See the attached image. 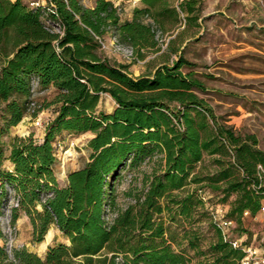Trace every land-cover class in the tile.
<instances>
[{"label": "trees", "instance_id": "trees-1", "mask_svg": "<svg viewBox=\"0 0 264 264\" xmlns=\"http://www.w3.org/2000/svg\"><path fill=\"white\" fill-rule=\"evenodd\" d=\"M52 2L57 14L50 17L61 23L63 34L47 26L44 7L0 0V209L10 199V186L18 201L15 224L26 212L34 241H43L56 224L69 242L49 246L45 258L26 246L14 247L11 255L2 244L0 264H186L185 253L173 245L166 216L194 221L205 206L201 190L207 186L225 196L238 194L232 215L247 209L257 213L264 199L259 176L264 150L256 134H238L218 120L196 92L202 83L181 70L191 63L183 54L173 65L136 76L128 64L104 54L101 40L111 33L144 56V49L159 47L157 33L167 28L170 17L178 22L182 12L192 18L196 0L178 5L143 0L146 6L136 7L132 20L112 0H96L93 7L83 0ZM35 77L42 91L55 87L58 108L43 138L16 135L7 156L5 136L29 113ZM102 93L116 102L110 112L100 107ZM40 110L41 105L31 115ZM65 130L94 135L89 159L60 184L54 140ZM227 146L242 174L236 176L234 164L221 162L219 170L202 176L197 165L205 154H223ZM155 151L162 155L156 160ZM7 158L12 168L5 165ZM152 161L150 170H142V186L124 190L131 200L123 205L118 193L123 172ZM203 208L219 238L211 245L214 257L199 264H240L244 251L224 238L211 210ZM186 237L189 245H197L196 231Z\"/></svg>", "mask_w": 264, "mask_h": 264}, {"label": "rangeland", "instance_id": "rangeland-1", "mask_svg": "<svg viewBox=\"0 0 264 264\" xmlns=\"http://www.w3.org/2000/svg\"><path fill=\"white\" fill-rule=\"evenodd\" d=\"M171 1L175 5L179 3V0ZM195 7V12L189 15L192 18L182 12L178 22L170 17L167 28L157 33L159 47L144 49V56L130 45L134 51L133 58L116 51L111 33L104 37L105 47L102 46V50L112 60L128 64L130 73L136 76L152 73L163 65H173L183 54L191 63L185 64L181 70L184 74L192 73L202 83L196 92L212 106L218 120L232 126L238 134H256L258 147L264 150V0H196ZM124 11L127 12L126 9ZM56 95L50 89L37 92L36 99L41 110L26 122L19 123L17 130L23 132V136L34 134L37 139L44 137L49 118L59 105L54 103ZM101 97L102 109L110 112L116 107L110 94L102 93ZM209 122L213 125L210 117ZM92 134V131L65 130L55 138L57 160L54 168L60 184L66 183L70 171L81 168L89 159L91 148L88 142ZM69 149H73L76 155H71L64 165ZM227 149L228 152L223 154H205L197 165L202 176H210L219 170L221 162L231 166L234 164V174H242L241 168L235 164L232 147L227 146ZM160 156L161 153L155 151L153 158L156 160ZM153 165V161L142 162L123 172L118 180L119 201L123 205L131 200L123 194L124 190L142 186V170H150ZM194 186L195 183L189 185L190 188ZM201 193L206 197L205 206L196 212L194 221L183 217L170 220L166 216L167 225L176 240L173 245L185 253L186 264H199L214 257L211 245L218 240L219 234L209 211L203 207L210 210L212 207H222L226 218L233 220L228 228L231 237L264 247L262 215L250 212L231 214L237 193L225 196L223 191L210 186L203 188ZM194 231L199 238L197 245L191 246L186 234L190 232L193 235ZM64 237L61 230L52 229L43 241H34L33 224L30 217H24L16 222L13 244L17 248L26 246L45 258L49 246L63 241ZM4 241L5 237L0 235V245Z\"/></svg>", "mask_w": 264, "mask_h": 264}, {"label": "built area", "instance_id": "built-area-1", "mask_svg": "<svg viewBox=\"0 0 264 264\" xmlns=\"http://www.w3.org/2000/svg\"><path fill=\"white\" fill-rule=\"evenodd\" d=\"M29 5L31 7H44L46 10L44 12V19L47 23V26L51 28L52 30L59 32L60 34L64 33V27L61 25L60 22L53 20L50 17V13L53 12L57 14V8L52 2V0H29ZM102 46L105 47V42L101 40ZM112 44L114 45V49L120 53H123L129 58L134 57V51L133 48L129 45L121 43L117 37H114L112 40ZM33 88H32V96L31 101L29 102V113L35 112L39 107L40 104L38 103V100L36 99V94L38 91H40V80L38 77H35L33 79ZM56 145V144H55ZM259 176L261 180L264 181V166L262 164H259ZM10 199L3 203L1 206L0 211V229L4 234L5 241L3 244H6L8 248V252L12 255L14 244V236L16 233V224L13 222V207L18 205V201L15 198V191L12 187H7ZM204 199H206L205 196H203ZM252 213L251 210H245L244 213ZM258 215H262L264 218V199L261 202V206L258 210ZM211 214L213 217V220L217 223L219 228L222 230L223 236L225 239H230L234 247H239L244 251V256L240 260V264H264V247H258L254 245L253 243H247L243 242L241 238H233L230 236L228 232V228L230 225L233 224L232 219H228L225 216L224 210L222 207H212L211 208ZM257 215V214H256Z\"/></svg>", "mask_w": 264, "mask_h": 264}, {"label": "crops", "instance_id": "crops-1", "mask_svg": "<svg viewBox=\"0 0 264 264\" xmlns=\"http://www.w3.org/2000/svg\"><path fill=\"white\" fill-rule=\"evenodd\" d=\"M83 1H84V3H85L86 5H88V6H90V7H93V6L95 5V3H96V0H88V1H87V0H83ZM112 1H113L116 5H120V6L122 7V9H124V10L126 9V10H127V12H125V11L123 10V14L125 15V16L123 15V17H124L125 19H130V20H132V19L134 18V16H135V12H134V10H135L136 7H145V6H146V4L143 2V0H112ZM105 37H106V36H105ZM49 89H50V90H54V91L56 92V89H55L54 86L50 87ZM100 105H102V97H101V100H100ZM54 116H55V111H53V114H52L51 118H49V121H50ZM32 117H33V116H32L31 114L28 113V114L24 117V119L21 121V123L26 122L28 119H31ZM21 123H20V124H21ZM20 124L13 126V127L11 128V131L9 132V134H8L7 136H5V141H6V144H7V152H6L7 156L10 155L11 142L13 141L14 137H15L16 135H23V132H19V131L17 130V127H18ZM91 136H93V134H92ZM5 165H6L7 167H9V168H12V166H13V164H12V162H11V160H10L9 158H7V159L5 160ZM24 217H29V216H28L25 212H21L20 216H19L18 219H17V222H18L19 219L24 218ZM52 229H53L54 231H55V229L58 230V231H60V229L58 228V226L54 224V225L49 229L47 235H48L49 233H51V230H52ZM63 242L68 243L69 240H68L66 237H64Z\"/></svg>", "mask_w": 264, "mask_h": 264}, {"label": "bare ground", "instance_id": "bare-ground-1", "mask_svg": "<svg viewBox=\"0 0 264 264\" xmlns=\"http://www.w3.org/2000/svg\"><path fill=\"white\" fill-rule=\"evenodd\" d=\"M71 155H74V156L76 155V152H75L73 149H69V150H68V153H67V155H66L65 162H63L64 165L67 163L66 161L70 159V156H71ZM64 165H63V166H64Z\"/></svg>", "mask_w": 264, "mask_h": 264}, {"label": "water", "instance_id": "water-1", "mask_svg": "<svg viewBox=\"0 0 264 264\" xmlns=\"http://www.w3.org/2000/svg\"><path fill=\"white\" fill-rule=\"evenodd\" d=\"M76 170V169H75Z\"/></svg>", "mask_w": 264, "mask_h": 264}]
</instances>
